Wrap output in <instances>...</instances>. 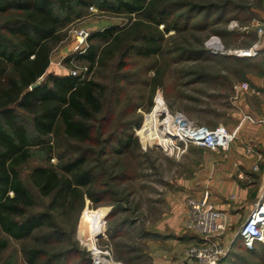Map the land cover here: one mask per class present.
<instances>
[{"label":"rangeland","instance_id":"rangeland-1","mask_svg":"<svg viewBox=\"0 0 264 264\" xmlns=\"http://www.w3.org/2000/svg\"><path fill=\"white\" fill-rule=\"evenodd\" d=\"M164 1L171 5L170 11L177 18L179 31L171 30L163 34L159 56L145 58L131 52L128 58L121 61L120 52L124 47L142 45L140 41L132 43L125 40L107 55L113 56L107 66L94 68L86 76L104 87V112L94 125L95 143L80 148L85 152L88 165L95 170L97 181L94 189L104 194L105 201L94 207L86 200L82 209L59 212L56 221L65 238L61 243L50 246L49 251L77 253L69 264H85L89 260L87 246L92 244L95 235L100 246L111 250L116 262L145 263L141 253L146 232L165 213L170 192L202 168L206 151L202 147L188 146L183 153L164 152L162 147H166L167 140L158 132L161 127L156 129L155 124H151L154 117L158 123L161 121L158 117L164 108L158 100H162L169 112L181 113L198 126L227 128L232 126L241 111L240 100L244 92L236 90L237 86L247 83V78L255 77L258 74L256 71L263 67L262 59L258 57L229 55L230 51L250 48L258 38L253 24L256 17L254 10L259 7L260 0ZM200 6L208 7V12H211L209 25L202 28L206 17L193 11V27L183 29L187 10ZM224 9L227 12L225 17L222 16ZM134 19L135 16L132 17ZM6 20L0 15L1 24ZM127 22L125 17L101 13L95 8L85 11L83 18L64 31V41L50 58V70L60 68L56 65L58 62L68 74L73 66L77 74L86 67L80 62H71L68 66L64 64L69 56H74V31L85 29L90 33L111 26L123 28ZM159 30L162 31L163 26ZM212 37L218 38L222 46L215 54L206 48ZM94 44L101 46L99 42ZM197 50H204L208 55L188 60L195 57L190 53ZM66 52L67 56H64ZM115 90L120 91L119 97L114 95ZM124 129L132 138L128 152L119 156L115 154L119 149L116 141ZM105 140L109 143H104ZM48 164H57L56 158L48 163L35 150L32 159L22 168L21 175L26 180L34 166ZM87 212H92V217L88 229L82 231ZM124 222L125 225L116 230V239L111 241L109 235L114 234V227ZM21 245L20 242H12L2 255V264H24ZM261 256L263 258H247L245 262L264 264V253Z\"/></svg>","mask_w":264,"mask_h":264},{"label":"trees","instance_id":"trees-1","mask_svg":"<svg viewBox=\"0 0 264 264\" xmlns=\"http://www.w3.org/2000/svg\"><path fill=\"white\" fill-rule=\"evenodd\" d=\"M90 8L125 17L128 24L90 33L85 52L65 60L67 66L71 62L85 64V74L47 73L54 50L65 39L64 31ZM170 8L164 0H0V15L8 19L0 23V264L12 242L22 243L24 264H69L76 257L73 251L50 252L49 247L65 238L56 221L59 212L82 209L86 200L94 207L105 201L104 194L94 189L95 170L80 148L95 143L94 125L104 112V87L86 76L94 68L107 66L113 59L107 55L125 40L142 45L124 47L121 61L131 52L145 58L159 56L163 34L179 31ZM193 11L204 14L205 29L211 12L204 6L187 10L182 28L193 27ZM226 14L222 10V16ZM190 55L195 57L188 60H198L208 54L197 50ZM37 82L39 85L30 89ZM114 95L119 97L120 91L115 90ZM121 131L115 151L119 156L128 152L132 138L125 129ZM35 150L48 163L56 158L57 164L34 166L24 180L22 168ZM91 213H86L82 231L88 229ZM124 225L114 227L111 241ZM146 233L145 239L153 237ZM263 253V244L246 249L236 237L219 264H246L247 258H263ZM141 257L145 260L143 251Z\"/></svg>","mask_w":264,"mask_h":264},{"label":"crops","instance_id":"crops-1","mask_svg":"<svg viewBox=\"0 0 264 264\" xmlns=\"http://www.w3.org/2000/svg\"><path fill=\"white\" fill-rule=\"evenodd\" d=\"M254 13L253 27L264 26V0H260ZM254 43L258 44L255 57L262 59L264 67V35ZM63 55L67 56V52ZM51 64L50 59L47 73L68 75L59 62L56 65L60 68H53V71ZM263 67L256 71L260 75L247 78L251 89L243 93L236 121L226 128L229 132L236 131V139L228 152L217 154L205 149L202 168L170 192L165 213L148 231L153 237L145 240L144 264H196L185 256L189 246L200 243L198 236L183 227L187 199H200L205 192L209 194L212 207L226 217L227 228L221 239L224 245H232L239 225L258 204L264 192V124L240 122L244 115L264 118Z\"/></svg>","mask_w":264,"mask_h":264},{"label":"built area","instance_id":"built-area-1","mask_svg":"<svg viewBox=\"0 0 264 264\" xmlns=\"http://www.w3.org/2000/svg\"><path fill=\"white\" fill-rule=\"evenodd\" d=\"M89 32L85 29L74 31V54H82L88 48L87 40ZM258 38L264 35V26H258L256 30ZM257 43H254L248 49L230 51L229 55L238 58H253L257 56ZM206 48L215 54L222 49L218 38L212 37L206 44ZM69 74L78 77L86 73V67L77 74L74 68ZM239 92L250 90L247 83L237 86ZM158 102L164 110L159 113L158 119L161 120V135L167 140L166 147H162L164 152H175L176 154L184 152L188 146H198L205 148L217 154H226L231 144L236 139V131L229 132L223 126L207 128L198 126L189 121L184 115L177 112H169L162 100ZM160 105V106H161ZM157 107V103L155 108ZM154 108V109H155ZM248 122L251 125L264 124V118L254 119L244 115L240 123ZM160 146V145H159ZM161 147V146H160ZM183 227L186 231L198 236L200 243L189 246L185 251L187 259L196 264H219L229 251L231 244L224 245L221 242L222 236L226 232V217L222 212L215 210L209 202V194L205 192L200 199L189 198L186 200L185 220ZM239 237L246 249H252L255 243L264 245V192L255 208L239 225L235 238ZM95 240L93 247L87 246L89 253V264H124L116 262L111 250L108 247H102Z\"/></svg>","mask_w":264,"mask_h":264},{"label":"bare ground","instance_id":"bare-ground-1","mask_svg":"<svg viewBox=\"0 0 264 264\" xmlns=\"http://www.w3.org/2000/svg\"><path fill=\"white\" fill-rule=\"evenodd\" d=\"M153 122L151 123L152 125H154L155 124V126H156V129L158 128V126H160V125H162V124H165V122L164 123H158L157 122V120H156V118L154 117L153 119ZM156 122V123H155ZM159 133H160V131H158ZM161 134V133H160ZM95 238H96V235H95V237H94V241L92 242V244H90V243H88L89 244V248H91V247H93V245H94V242H95Z\"/></svg>","mask_w":264,"mask_h":264},{"label":"water","instance_id":"water-1","mask_svg":"<svg viewBox=\"0 0 264 264\" xmlns=\"http://www.w3.org/2000/svg\"><path fill=\"white\" fill-rule=\"evenodd\" d=\"M39 85V82H37L36 84H34L33 86L30 87V89H34L35 87H37Z\"/></svg>","mask_w":264,"mask_h":264}]
</instances>
